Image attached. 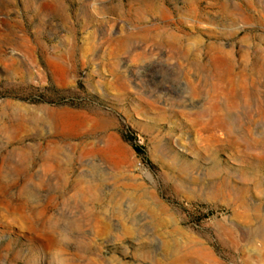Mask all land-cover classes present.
<instances>
[{"label": "rangeland", "instance_id": "obj_1", "mask_svg": "<svg viewBox=\"0 0 264 264\" xmlns=\"http://www.w3.org/2000/svg\"><path fill=\"white\" fill-rule=\"evenodd\" d=\"M0 264H264V0H0Z\"/></svg>", "mask_w": 264, "mask_h": 264}, {"label": "trees", "instance_id": "obj_2", "mask_svg": "<svg viewBox=\"0 0 264 264\" xmlns=\"http://www.w3.org/2000/svg\"><path fill=\"white\" fill-rule=\"evenodd\" d=\"M136 149H138V147H135Z\"/></svg>", "mask_w": 264, "mask_h": 264}]
</instances>
